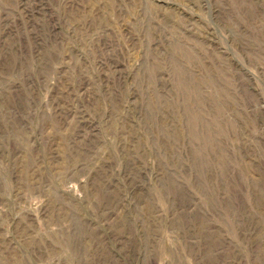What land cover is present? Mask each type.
<instances>
[{"label":"rangeland","instance_id":"374dc122","mask_svg":"<svg viewBox=\"0 0 264 264\" xmlns=\"http://www.w3.org/2000/svg\"><path fill=\"white\" fill-rule=\"evenodd\" d=\"M0 264H264V0H0Z\"/></svg>","mask_w":264,"mask_h":264}]
</instances>
